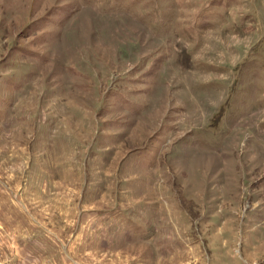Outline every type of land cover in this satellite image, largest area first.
Returning a JSON list of instances; mask_svg holds the SVG:
<instances>
[{
  "label": "rangeland",
  "instance_id": "rangeland-1",
  "mask_svg": "<svg viewBox=\"0 0 264 264\" xmlns=\"http://www.w3.org/2000/svg\"><path fill=\"white\" fill-rule=\"evenodd\" d=\"M0 264H264V0H0Z\"/></svg>",
  "mask_w": 264,
  "mask_h": 264
}]
</instances>
